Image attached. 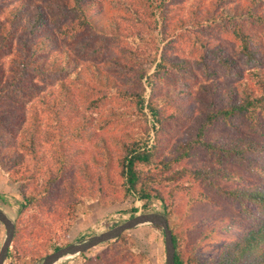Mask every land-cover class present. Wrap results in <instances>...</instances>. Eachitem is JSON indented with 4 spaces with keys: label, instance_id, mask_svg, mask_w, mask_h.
<instances>
[{
    "label": "trees",
    "instance_id": "trees-1",
    "mask_svg": "<svg viewBox=\"0 0 264 264\" xmlns=\"http://www.w3.org/2000/svg\"><path fill=\"white\" fill-rule=\"evenodd\" d=\"M119 1L120 16L95 0L21 1L0 22V165L9 167L3 146L10 136L23 150L10 159L22 169L18 216L34 211L30 229L16 223L9 259L69 246L86 201L137 196L178 218L175 264H264V0L197 2L172 30L167 0ZM158 34L162 42L174 37L161 49ZM87 54L92 62L84 66ZM192 69L211 79L195 96ZM146 106L161 125L150 148ZM189 119L196 122L188 129ZM51 223L59 232L33 247ZM116 241L85 263L144 264L126 234Z\"/></svg>",
    "mask_w": 264,
    "mask_h": 264
},
{
    "label": "rangeland",
    "instance_id": "rangeland-1",
    "mask_svg": "<svg viewBox=\"0 0 264 264\" xmlns=\"http://www.w3.org/2000/svg\"><path fill=\"white\" fill-rule=\"evenodd\" d=\"M1 1H2V4L0 5V22L6 18L5 16L9 14L10 10H12L15 6L21 4L20 3L21 1L29 2V3L35 2L36 4H41L42 6H46V7H48L50 4V0L46 2H44L43 0H19V1L18 0H1ZM95 1H98L99 2L98 4H101L102 6H104L105 10L108 11V13L118 14L119 16L122 15L121 14L122 12L117 9V6H116L117 0H95ZM126 1L133 4L135 7H137L138 4L142 2V0H126ZM210 1L211 0H167V8L165 9V11H166V15L168 16L167 20H169L168 24L171 27V30L174 29V27H176L177 22L181 20L185 21L190 17L191 12L193 11L194 5L197 2H200L201 6L203 8H206V6L210 4ZM140 12L142 14L144 13L143 10H141ZM156 14L159 17L160 13L156 12ZM50 19L53 20L52 17ZM129 26L132 27L131 25ZM173 37H170L168 41L171 40V38ZM161 38H162L161 35L158 34V40L159 42H161L160 45L162 49L168 41L162 42ZM215 42L221 46H224V45L226 46L225 41L223 40H220V41L215 40ZM189 46L190 44H187L186 46L183 47L186 53H188L190 49ZM108 56H106L105 59H101L99 56H97L95 58V62H97L99 65H103L107 63ZM10 59L11 57L4 59L2 62H4V64H6L7 66L10 63L9 61ZM91 62L92 61L90 60V57L87 54L83 59L82 65L87 66V65H90ZM153 71H154V68L152 67L150 69V73H153ZM192 71L194 74H197L199 78L197 82L192 84L193 90H194L193 94L195 96L199 86L201 85V82H204L207 84L211 81V79H207V77L204 76L203 72L198 71V69H192ZM176 75L178 74H173L171 79L172 80L177 79ZM120 83L123 84V81H121ZM143 84L145 87L143 98L146 100V104H147V102L150 100L152 96V87L148 84L147 78L143 80ZM171 85H173V83ZM161 96L165 97L163 93L161 94ZM190 110L193 112V115H198L201 112L200 107L194 108V109L192 108ZM143 113L145 114V119L147 121V126H148V134L146 137V142L148 141L149 146H150L149 138L151 137V126L149 124V120L146 114V107L144 108ZM94 116L96 119H103L102 117L103 115L101 111H98L97 113H95ZM154 119L158 123V127L156 128V131L154 134L155 140H156L157 132L158 130H160L161 125L159 124V122L157 121L155 117ZM195 122L196 120L194 119L187 120L185 128L189 129L190 127L194 126ZM1 132L2 131H0V133ZM182 132L183 131H181L179 128L175 130L172 129L169 133V137L171 140L177 139V136L181 134ZM214 133L216 135H221V134H226L227 132H225L223 129L215 128ZM117 134H118L117 132L107 134L106 138L109 139L111 135L116 136ZM2 135H4V133L1 134L0 136ZM6 138L8 140H7L6 145L3 146V154L5 157L8 158V160L5 161L3 158L1 159L4 160V163L7 166L12 167V169H9V167L5 169L0 165V208H2L13 219V221L15 222V225L16 223H18L20 227H26L30 229V225L32 223L31 214H33L34 211L18 216L20 202L22 201V197L18 190L22 182L21 181L22 174L21 173L18 174L19 172L18 170H22V169H20L19 167H13L12 161H10V159H13V158L15 159L16 156H22L19 153H23V150L18 148L16 140L14 138L10 136H6ZM110 140L111 138L109 139V141ZM95 144L97 143L95 142ZM90 149L96 150V146L92 145ZM112 150L114 154L116 155V159L114 160H117L118 154L116 153L115 147H112ZM52 152H53L52 147H46L42 149V154L45 156H50ZM113 171H116V167H114ZM11 174L13 176L16 175V177L20 180V182L15 181L12 177H10L12 176ZM133 209L138 211L137 214L150 213V212L164 213L162 204L158 202L157 200H154L148 203L144 200L139 199L137 196L130 197L128 201H126L125 203H116V204H110V205H103L99 203L97 200H89V201H86L78 209V215L74 221L73 226L70 229L66 242L71 243V244H77L79 242L88 240L89 238L93 236L100 235L104 232H107L125 223L126 221L132 219L131 216H132ZM168 218H169L170 228L171 227L175 228V225L178 222V218L177 217H168ZM59 225L60 224L51 223L50 226L46 227L43 230L45 231V233L42 234V237L38 238V241L36 244L35 242H33L32 244L27 243V246L28 247L31 246L30 248H32L34 244L35 245L33 247L37 245L43 246L44 245L43 241H45L46 238H48V233L53 235L54 233L56 234L57 232H59L58 231ZM125 234L126 236H128V238H130L135 243V247L133 251L145 257L144 264H166V248H165L164 233L154 228L152 225H142L135 229L127 231ZM5 238H6V228L0 222V250L5 242ZM116 240L109 241L107 243L101 244L89 250L88 252L85 253V257H82L81 256L82 254H81L75 257L63 259L57 264H86L85 259L95 258L99 254L103 253L109 247H112L113 244L117 242ZM212 254L211 256H214ZM46 256L48 255L41 254L35 260L32 258L9 259V256H8V259L5 264H37Z\"/></svg>",
    "mask_w": 264,
    "mask_h": 264
},
{
    "label": "water",
    "instance_id": "water-1",
    "mask_svg": "<svg viewBox=\"0 0 264 264\" xmlns=\"http://www.w3.org/2000/svg\"><path fill=\"white\" fill-rule=\"evenodd\" d=\"M0 222L6 228L5 242L0 250V264H5L15 236V222L2 208H0ZM142 225L159 226L164 230L166 264H175L176 248L174 245L172 230L169 224V218L165 213L161 212L137 214L132 219L107 232L93 236L88 240L79 242L77 244H70L69 246L61 248L60 250L46 256L37 264H57L63 259L81 255L101 244L116 240L127 231Z\"/></svg>",
    "mask_w": 264,
    "mask_h": 264
},
{
    "label": "built area",
    "instance_id": "built-area-1",
    "mask_svg": "<svg viewBox=\"0 0 264 264\" xmlns=\"http://www.w3.org/2000/svg\"><path fill=\"white\" fill-rule=\"evenodd\" d=\"M148 104V102H147ZM146 114H147V117H148V120H149V124L151 126V137L149 138L150 140V146L148 145V147H152L153 144H154V141H155V131H156V128L158 127V123L156 122V120L154 119V116L153 114L150 112V110L148 109V107L146 106Z\"/></svg>",
    "mask_w": 264,
    "mask_h": 264
}]
</instances>
